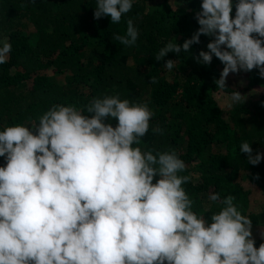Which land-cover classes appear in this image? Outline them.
<instances>
[{"label": "clouds", "instance_id": "clouds-1", "mask_svg": "<svg viewBox=\"0 0 264 264\" xmlns=\"http://www.w3.org/2000/svg\"><path fill=\"white\" fill-rule=\"evenodd\" d=\"M190 2L175 0L177 9ZM135 3L95 0L94 18L119 24ZM194 19L191 38L166 42L156 61L185 52L207 66L215 57L223 68L213 83L222 93L229 74L257 70L264 79V0H200ZM201 36L207 50L193 56ZM112 39L134 47L139 30L128 18ZM11 51L0 35V65ZM176 60L163 67L172 71ZM246 99L232 90L222 102L232 108ZM152 116L147 103L105 93L84 110L54 104L36 122L0 125V264H264V242L255 246L253 223L234 195L210 193L205 212L194 210L183 187L194 174L181 175L180 154L141 147ZM252 143L242 141L239 155L258 165L264 153L254 154ZM212 204L219 211L209 212Z\"/></svg>", "mask_w": 264, "mask_h": 264}, {"label": "trees", "instance_id": "trees-1", "mask_svg": "<svg viewBox=\"0 0 264 264\" xmlns=\"http://www.w3.org/2000/svg\"><path fill=\"white\" fill-rule=\"evenodd\" d=\"M199 3L191 0L177 9L175 0H136L119 24H111L110 17L94 18L95 0H0V35L12 45L0 65V125L36 122L54 104L84 110L105 93L147 103L153 116L141 147H171L180 154L187 169L181 175L194 174L183 186L196 202L194 210L205 212L200 205L210 193L234 195L253 223L259 247L264 242L259 234L264 230V160L247 164L238 146L247 140L254 154L264 153V79L257 70L229 74L222 93L213 83L223 68L215 57L207 66L185 52L155 60L174 37L179 44L191 38L198 28L194 13ZM128 18L139 30L134 47L112 39L126 32ZM200 39L193 56L207 50L209 38ZM169 59H177L172 71L163 67ZM152 77L157 83H151ZM232 90L260 92L258 101L223 107L218 97ZM208 211H219V206L212 204Z\"/></svg>", "mask_w": 264, "mask_h": 264}, {"label": "rangeland", "instance_id": "rangeland-1", "mask_svg": "<svg viewBox=\"0 0 264 264\" xmlns=\"http://www.w3.org/2000/svg\"><path fill=\"white\" fill-rule=\"evenodd\" d=\"M231 75V74H230ZM241 76V75H240ZM242 78H243V76H242ZM232 80H238V82H242L243 83V81H241V80H239V78H232ZM231 80V81H232ZM258 93H260V92H252V93H248L247 94V92L246 93H241V95H244V96H246L247 97V99H246V101L245 102H247V104L249 103V104H256V102L258 101V97H259V94ZM224 95H222V96H220V97H218V100L220 101V104L224 107L225 105H224V103L222 102V97H223ZM226 107V106H225ZM246 184V186H248L249 187V185L247 184V181L245 182ZM251 187V186H250ZM262 231H264V230H260V232H259V234L261 233L262 234Z\"/></svg>", "mask_w": 264, "mask_h": 264}]
</instances>
